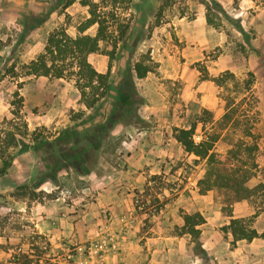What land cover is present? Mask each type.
<instances>
[{"label":"rangeland","instance_id":"obj_1","mask_svg":"<svg viewBox=\"0 0 264 264\" xmlns=\"http://www.w3.org/2000/svg\"><path fill=\"white\" fill-rule=\"evenodd\" d=\"M65 2L0 0V144L11 161L0 173V264H79L102 219L90 170L99 178L108 162L112 172L128 170L126 155L137 160L136 149L148 155L146 170L153 168L142 191L128 190L136 209L149 212L144 227L174 222L173 231L186 234L193 264H264V237L233 245L223 231L232 217L264 231V0H132L122 9L130 27L118 44L110 91L93 108L80 101L73 79L24 75L23 65L43 52L51 31L64 26L76 36L89 16L79 0ZM205 3L219 26L208 23ZM89 59L108 70L102 51ZM139 60L152 67L143 78L133 68ZM120 91L133 93L130 110L120 106ZM193 125L196 142L216 139L219 157L257 164L248 182L253 194L234 205L232 216L216 190L200 191L207 159L176 139L178 128ZM254 142V156L239 146ZM198 211L207 217L198 226L200 245L182 232L183 215ZM80 217L85 240L72 235L52 243L39 231V223L51 221L70 229Z\"/></svg>","mask_w":264,"mask_h":264},{"label":"trees","instance_id":"obj_2","mask_svg":"<svg viewBox=\"0 0 264 264\" xmlns=\"http://www.w3.org/2000/svg\"><path fill=\"white\" fill-rule=\"evenodd\" d=\"M77 0H66L65 6H69ZM132 0H79L88 8L89 16L79 24L78 34L72 36L67 32L66 27L60 26L49 33L43 52L36 58L23 65L24 75L48 76L54 78H67L75 81V86L80 92V101L88 108H93L101 103L110 91V75L113 61L116 57L118 44L127 35L130 23L124 17L122 9H128ZM126 3V5H123ZM208 10L207 21L209 24L219 26L210 17L211 6L205 3ZM29 28V23L25 24ZM95 27L94 33L86 32L89 28ZM106 43V49L101 48V44ZM103 52L109 57L108 70L99 71L90 61L89 55L95 52ZM137 77L143 78L152 70L151 65L143 60L137 61L133 66ZM13 72L14 69L12 70ZM120 106L125 110H130L133 101V93L120 91L118 94ZM196 126L190 128H178L176 139L184 146L185 150L200 158H206L208 168L204 176L199 180L200 191L216 190L217 197L221 203L223 211L232 216V210L236 203H239L252 196V189L248 182L256 175L257 164L251 165L240 162L228 161L225 155L213 150L215 138L208 137L200 142L193 138ZM247 134L251 135L249 129ZM1 138V135H0ZM4 141V140H2ZM239 146L244 150H249L254 156L258 149L257 143ZM5 147L0 144V156L2 157V168L0 173H4L11 164L7 157ZM231 152V151H229ZM233 156H238L237 151L231 152ZM226 157V158H225ZM264 186V185H262ZM183 233L192 235V240L200 245L201 228L198 226L206 222L205 216L201 212L185 213L183 215ZM251 219L232 217L228 224L224 225L223 231L231 234V243L236 245L238 241H252L257 237H264V231L259 232L250 223Z\"/></svg>","mask_w":264,"mask_h":264},{"label":"crops","instance_id":"obj_3","mask_svg":"<svg viewBox=\"0 0 264 264\" xmlns=\"http://www.w3.org/2000/svg\"><path fill=\"white\" fill-rule=\"evenodd\" d=\"M136 151L140 152L137 160L135 154L126 155L130 164L128 170L112 172L110 162L104 165L102 159H99L98 163L106 167V174L99 178L94 169L90 170L92 172L89 176L95 174L91 178L98 187L97 210L99 215H102L95 230L90 231L94 232L93 234L101 232L110 235L113 246L105 254L104 260L98 264H193L194 253L188 244L186 234L174 232V222L167 224L162 219H158L156 224L144 227L142 221L149 212L136 209L128 190L139 188L142 191L148 182L147 176L153 168L146 170L149 166L146 151L141 149ZM49 212L48 216L54 218L55 213L52 208L48 210ZM163 213L165 211L161 210L157 215L161 216ZM78 215L84 216L81 213ZM153 215L156 216L155 213ZM55 225L56 223L52 221L48 224L44 222L38 224L39 231L48 234L52 243H56L62 236L69 238L72 235L76 236L78 242L87 237L81 217L71 224L70 229H61ZM93 227L91 225L89 228ZM78 247L81 245L78 244Z\"/></svg>","mask_w":264,"mask_h":264},{"label":"built area","instance_id":"obj_4","mask_svg":"<svg viewBox=\"0 0 264 264\" xmlns=\"http://www.w3.org/2000/svg\"><path fill=\"white\" fill-rule=\"evenodd\" d=\"M135 204L139 208H142L143 201L137 197ZM113 247L110 235L96 232L94 238H90L87 244L86 257L79 261V264H98L104 260L105 254Z\"/></svg>","mask_w":264,"mask_h":264}]
</instances>
